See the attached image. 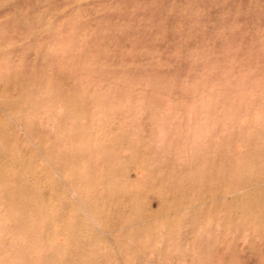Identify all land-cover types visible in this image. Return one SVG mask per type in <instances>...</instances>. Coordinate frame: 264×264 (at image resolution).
<instances>
[{
    "label": "rangeland",
    "instance_id": "1",
    "mask_svg": "<svg viewBox=\"0 0 264 264\" xmlns=\"http://www.w3.org/2000/svg\"><path fill=\"white\" fill-rule=\"evenodd\" d=\"M0 264H264V0H0Z\"/></svg>",
    "mask_w": 264,
    "mask_h": 264
}]
</instances>
